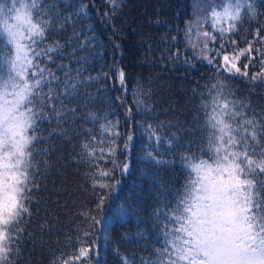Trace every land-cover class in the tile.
Here are the masks:
<instances>
[{
  "label": "snow or ice",
  "instance_id": "1",
  "mask_svg": "<svg viewBox=\"0 0 264 264\" xmlns=\"http://www.w3.org/2000/svg\"><path fill=\"white\" fill-rule=\"evenodd\" d=\"M120 4L104 0L106 10L100 14V22L112 23L113 30ZM193 7L196 19L183 30L184 51L173 36L169 59L176 62L183 55V63L193 70L198 63L206 65L215 79L192 89L191 99L198 103L191 120L160 123L175 129L166 143L169 149L183 148L180 162L187 176L175 203L154 213L162 220L153 224L156 243L162 246L153 249L155 259H141L140 264H264V106L254 107L251 93L248 99L238 98L231 84L237 78L253 89L264 84L262 13L257 0H196ZM84 19H91L84 0H0V264H20L23 249L30 242L35 248L37 235L45 229L51 234L58 226V221L35 219L37 194L53 167L56 139L72 145V162L83 169L90 203L75 213L78 223L65 236L64 247L49 251V264H98L97 227L104 225L101 216L120 183L117 172L129 171L126 153L133 135L127 134L121 146L118 118L83 111L92 101L91 94L82 93L87 82L110 79L114 88L118 82V94L109 96L114 109L124 107L128 91L126 74L115 65L96 76L82 75L89 61L80 53L91 54L96 40L91 25L92 35L76 30ZM245 22H255V28L240 38ZM59 34L66 37L64 43L52 39ZM133 95L138 111L154 110L144 99L151 89L138 84ZM132 113L131 107L126 109V122L135 120ZM89 121L91 128L86 127ZM146 131L150 139L164 142L158 128L149 124ZM186 137L187 144L180 143ZM159 155L147 153L156 164L164 163ZM127 214L121 207L120 217ZM114 252L120 255L119 245ZM121 264L135 261L125 256Z\"/></svg>",
  "mask_w": 264,
  "mask_h": 264
},
{
  "label": "trees",
  "instance_id": "2",
  "mask_svg": "<svg viewBox=\"0 0 264 264\" xmlns=\"http://www.w3.org/2000/svg\"><path fill=\"white\" fill-rule=\"evenodd\" d=\"M58 2L79 4L80 0ZM84 2L89 4L91 19L77 23L76 30L83 28L92 35L93 32L88 27L91 25L95 29L96 40L93 41L94 51L91 54L80 53L88 56L89 61L84 64L82 75L96 76L101 70L108 72L109 67L115 65L117 70H124L128 91L124 107L114 109L109 96L115 97L118 94V82L115 88L110 79L87 82L82 86V93L91 94L92 101L83 111H96L101 116L108 115L113 121L118 118L120 132L123 134L119 141L121 146L127 134L133 135L130 149L126 153L130 168L127 173L118 171L116 174L120 183L105 214L101 216L105 221L104 225L97 227L99 255L94 259L98 264H121L122 258L126 256L129 261L140 264L141 259H155L152 255L153 249L162 246L156 243L158 229L153 227V224L162 223V220L158 222L154 213L157 209L163 212L166 203H175L173 197L182 189L187 176V171L180 162L183 148L169 149L166 143L175 129L169 128L167 124L160 127V123L176 119L181 122L191 120L198 103L191 99L192 89L197 83L202 87L210 83L215 79V74L206 65L199 63L195 70L190 69L183 63V55L176 62L169 59L173 36H177L175 43L184 51L183 30L188 22L196 19L193 7L196 0H121L113 17L114 30L112 23L100 22V14L106 10L103 6L104 0ZM257 8L262 13L260 20L264 21V0H257ZM205 27L210 29V23ZM250 27L254 29L255 22L243 24L240 38L246 35L245 30ZM71 32L72 28L69 27L68 35ZM52 39H59L64 43L66 37L59 34L53 35ZM115 45H119V48ZM71 66L78 67L75 63ZM250 71L254 72L256 68ZM138 84L143 86L144 91L151 89V95L144 99L153 111L137 110L133 91ZM231 84L238 98L248 99L251 93L253 106H264V84L253 89L249 81L241 78L231 81ZM129 107L133 110L135 120L129 119L126 122L125 111ZM111 111H116V115L112 116ZM149 124L158 128V134L164 138V142H158L155 137L149 138L146 131ZM86 127H93L92 122L89 121ZM43 131L46 134L47 129ZM187 139L186 137L180 143L186 145ZM76 143L77 141H72V144ZM55 147L56 151L51 154L53 167L45 174L42 189L37 194L40 204L35 219L38 223H43L45 219L58 221V226L51 234L45 229L43 234L37 235V246L33 248L30 242L23 249L20 264H49V251L64 247L65 236L78 223L75 213L81 204L90 203V189L80 175L83 169H78L72 162V145L56 139ZM148 152H158V159L164 163L156 164L147 157ZM120 159L123 160V157ZM121 207L128 209V214L123 217L119 215ZM35 208L36 205L34 210ZM33 228H36L35 224ZM41 241L45 245L43 248L40 247ZM117 245L120 255L114 252Z\"/></svg>",
  "mask_w": 264,
  "mask_h": 264
}]
</instances>
